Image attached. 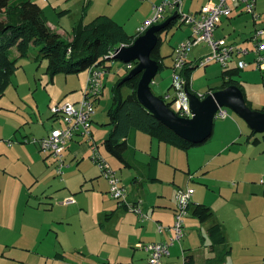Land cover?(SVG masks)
I'll list each match as a JSON object with an SVG mask.
<instances>
[{
	"label": "rangeland",
	"instance_id": "1",
	"mask_svg": "<svg viewBox=\"0 0 264 264\" xmlns=\"http://www.w3.org/2000/svg\"><path fill=\"white\" fill-rule=\"evenodd\" d=\"M32 1L42 8L50 27L64 32V39L69 40L82 17L90 22L100 14H115L119 18L122 15L127 31L135 34L148 18L143 4L150 9L154 2L160 1L161 5L166 0H90L92 4L87 11H84L87 0ZM207 2L182 0L183 12L195 14ZM257 6V14L262 13L260 19L248 14L235 16L228 26L224 21L216 35H225L230 41L246 44L244 48H252L249 37L257 29H264V1L261 5L257 0ZM64 10L70 13L63 15ZM190 33L191 27L179 21L162 34L161 53L165 59L151 85L156 96L166 97L168 92L172 97L175 95L174 90L167 92L172 85V53ZM39 50L40 46H33L28 57L19 58L17 49H12V56L19 58V69L0 99V250L7 243L16 245L5 254L9 258L18 256L20 261L8 264H44L39 252L50 253L51 246L61 240L72 264H126L131 262L132 254L134 259L144 257V252L136 249L137 243L154 242L162 237L155 232L156 220L159 219V225L172 224L179 193L189 189L194 190L191 204L209 206L214 216L200 223L188 213L183 219L184 236L170 248L171 255L162 264H184V250L195 258L196 264H214L209 256L216 258L223 247L212 250L207 229L220 221L232 248L229 264H264V184L260 180L264 176V142L247 143L249 126L243 119L228 110V119L216 118L210 141L189 151L139 132L136 152L130 150L125 156H133L135 152L134 157L144 163L158 157L159 181H143L135 187L131 172L121 168L119 160L103 145L112 128L108 125V112L113 104V91L131 70L119 60L106 62L111 68L106 69L105 86L95 103L92 138L69 144L65 157L70 167L65 168L62 180L53 167L55 158L36 141L55 128H64V123L52 115L51 108L81 100L87 72L58 74L52 81L47 74L48 62L36 61ZM210 52V47L202 43L192 48L188 61L197 66L199 59ZM245 59L250 66L245 70L262 72L254 53L249 52ZM222 70L215 62L199 66L191 77L192 90L201 96L211 94L221 86ZM121 94L127 98L130 88L123 86ZM257 137L263 140V134ZM96 144L97 154L121 179L129 197L127 205L137 202L135 212L122 208L109 223L104 216L116 207L118 200L107 193L108 182L94 161ZM67 196L74 198L75 203L65 206ZM139 212L148 219L142 220ZM37 248H41L39 252ZM4 263L7 261L1 264Z\"/></svg>",
	"mask_w": 264,
	"mask_h": 264
},
{
	"label": "trees",
	"instance_id": "2",
	"mask_svg": "<svg viewBox=\"0 0 264 264\" xmlns=\"http://www.w3.org/2000/svg\"><path fill=\"white\" fill-rule=\"evenodd\" d=\"M179 21V17L175 21H171L164 32L173 29ZM72 36L71 41L66 40L54 31L50 27L42 8L32 0H0V99L4 96L12 77L19 69V58L28 57L33 46H40L36 61L46 60L48 62L47 74L53 81L58 74H65V76L78 75V73L87 72L93 66L110 69L111 67L106 62L116 61V59L107 58L109 53L115 51L122 44L131 45L138 37L137 35H128L122 25L111 17L101 14L88 24H84L82 19L79 24L73 27ZM161 44L162 41H159L152 54V58L159 63V72L163 68V60L165 59L161 55ZM13 48L17 49L19 58L12 56ZM195 69L189 66L188 62L183 72L190 90L191 77ZM242 70L236 66H232L228 70H222V84L218 89L222 90L231 85L241 87L239 78ZM125 79H122L114 89L113 104L108 112L110 118L108 125L112 127V130L103 144L111 156L126 166H130L125 155L130 150V143H134L137 132L149 134L150 137L160 142L184 151H189L197 146L179 137L177 133L157 120L140 103L137 97V88L141 75H136L126 81ZM123 86H128L131 90V94L127 98H124L121 94ZM253 135L251 134L248 137V141L258 144V139L252 140ZM94 161L99 164L100 158L94 156ZM157 164V158L153 157L150 162L151 174L154 177L153 181L156 180ZM118 204L120 208L124 207L126 210L133 212H135L133 208L137 206V203H135L130 209L121 200L118 201ZM180 208L178 204L176 212H179ZM176 212L175 221L173 225H168L169 227L174 226L176 222ZM188 213L201 223L209 221L214 216L213 210L209 206L191 204V202L186 206V216ZM110 216L112 215L107 216V218H110ZM208 235L213 247L225 246L227 243L221 222L211 226ZM230 252L225 251L224 256L217 260V264H224L225 257ZM186 264H194L193 257H188Z\"/></svg>",
	"mask_w": 264,
	"mask_h": 264
},
{
	"label": "built area",
	"instance_id": "3",
	"mask_svg": "<svg viewBox=\"0 0 264 264\" xmlns=\"http://www.w3.org/2000/svg\"><path fill=\"white\" fill-rule=\"evenodd\" d=\"M257 0H210L202 9L195 14H184L182 9V0H166L161 5L153 7V13L148 18L145 24L138 29V35H143L150 27L161 23L169 13L177 14L181 24H188L191 27V35L185 42L176 46L173 51V67H172V90L175 95L165 97L166 101H170V108L182 118H191L190 102L185 93V87L188 83L183 75L184 68L188 64L189 53L192 48L205 43L210 47L211 52L204 58L199 59L198 67H206L215 62L220 64L224 70L236 66L238 69H245L249 66L245 56L250 52L254 53L256 62L264 71V31H257L251 38L254 43V48L248 49L236 43H230L226 38H216L215 32L222 22L223 18H230L236 10L242 13L252 15L253 19H260V15L256 12ZM122 47L128 46L125 44ZM119 48V47H118ZM117 48V49H118ZM111 51L107 58H115L118 50ZM134 68L133 63L127 64V70ZM104 67L93 66L88 70L86 80V88L84 97L76 103H67L62 107L54 105L51 108L52 115L60 119L64 123V128L53 129L51 133L36 142L41 146L42 150L53 156L57 162V175L64 174V169L67 167L65 161V151L68 144L75 138L83 139L92 138V124L95 116V103L102 94L104 85V76L106 75ZM225 118L228 112L225 109H220L217 117ZM95 156L97 147L93 148ZM99 167L108 180L110 186V194L114 199L122 201L127 205V193L122 186L121 179L111 169L106 161L100 158ZM264 184V179H261ZM194 194L193 189L187 192L181 191L178 196V204L180 210L176 212V222L174 226L158 225L160 234L172 233L169 242H153L145 245V250L148 253V259L145 264H162L164 257L170 254V247L174 241L180 240L183 237V219L186 216V206L190 203V199ZM74 198L65 200L66 204L75 203ZM132 209L133 205H127ZM135 211V208H133ZM142 220H147L148 216H144L139 212Z\"/></svg>",
	"mask_w": 264,
	"mask_h": 264
},
{
	"label": "water",
	"instance_id": "4",
	"mask_svg": "<svg viewBox=\"0 0 264 264\" xmlns=\"http://www.w3.org/2000/svg\"><path fill=\"white\" fill-rule=\"evenodd\" d=\"M176 18L177 14H174L163 24L155 25L148 29L144 35L138 36L131 45L120 46L117 49L116 60L126 64L136 63L125 81L136 75H141L137 88V97L140 103L179 137L195 145L205 144L211 138L217 113L221 108L235 112L254 132L264 133V112L251 110L238 86H228L206 97H200L190 92L188 86L185 87V93L190 102L191 118L178 116L170 108V103H166L153 93L151 84L158 74L159 64L152 58V54L159 44V34Z\"/></svg>",
	"mask_w": 264,
	"mask_h": 264
},
{
	"label": "crops",
	"instance_id": "5",
	"mask_svg": "<svg viewBox=\"0 0 264 264\" xmlns=\"http://www.w3.org/2000/svg\"><path fill=\"white\" fill-rule=\"evenodd\" d=\"M210 0H208V2H209ZM263 1L264 0H260V4L262 5V3H263ZM207 2V3H208ZM154 3H156V4H153L152 5V7L149 9L147 6H145L146 4H143V6H144V8H145V11H146V18L148 17V18H150L151 16H152V13H153V7L154 6H156V5H159L160 4V1H158V2H154ZM206 3V4H207ZM92 4V2L90 1V0H87L86 1V3L84 4V6H85V10L84 11H87L88 10V8L90 7V5ZM206 4H204V5H206ZM203 5V6H204ZM202 6V7H203ZM202 9V8H201ZM65 12L63 13V15H68L69 13H70V10H64ZM199 11H200V9H199ZM198 11V12H199ZM259 12V8H258V6H257V8H256V12ZM197 12V13H198ZM259 14V13H258ZM261 15H262V13H260ZM259 14V15H260ZM101 15H106V14H101ZM174 14H168L165 18H164V22H166L169 18H171L172 16H173ZM242 15H245V13H242L241 11H239V10H236V12H234V14L232 15V17H230V18H223L222 19V22L219 24V27L217 28V30H216V32H215V36H216V38H226L227 40H228V38L224 35V36H217L216 34H217V31L218 30H220V27H221V25L224 23V21H225V23H226V26H228V25H230L231 23H233L232 21L233 20H235V18L237 17V16H242ZM98 16H100V15H98ZM98 16H96V17H98ZM106 16H109V17H111L113 20H115L117 23H119L120 25H122L123 27H124V29H125V31L128 33V35H130V36H135V35H137L138 34V31H137V33H135V34H131V33H129L128 31H127V29L125 28V22H124V20H123V18H122V15H120V18H119V16H117V15H115L114 14V16H112V15H110V14H107ZM236 16V17H235ZM95 17V18H96ZM94 18V19H95ZM147 18V19H148ZM178 18V17H177ZM176 18V19H177ZM82 19H83V21H84V24H88V23H90V22H85V19H84V17H82ZM81 19V20H82ZM175 19V20H176ZM81 20H79L78 21V23L81 21ZM175 20H172V21H175ZM163 22V23H164ZM162 23V22H161ZM161 23H158V24H155V25H161ZM162 23V24H163ZM177 24H178V22H177ZM176 24V25H177ZM155 25H153V26H155ZM152 26V27H153ZM167 27V26H166ZM165 27V28H166ZM151 28V27H150ZM149 28V29H150ZM164 28V29H165ZM54 29V28H53ZM164 29H163V31L159 34V41H162V34L164 33ZM224 28H222V30H223ZM264 31V29L262 28H260V29H257L256 30V32L257 31ZM54 31H56L58 34H60L61 36H63L64 35V32H62V31H58V30H56V29H54ZM255 32V33H256ZM146 33V32H145ZM144 33V34H145ZM254 33V34H255ZM143 34V35H144ZM253 34V35H254ZM66 35V34H65ZM253 35H251V37H249V39H248V42L250 41V42H252L251 41V38H252V36ZM138 36H140V35H138ZM190 36V34H188V37ZM187 37V38H188ZM73 38H69V40L71 41ZM230 43H236L237 44V42L235 41V40H233V41H230V40H228ZM244 41H246V40H244ZM252 44H253V47L252 48H254V43L252 42ZM163 45V41H162V44H161V46ZM238 45H241V46H243V45H246V44H244V43H238ZM160 46V47H161ZM162 48V47H161ZM161 48H160V51H161ZM252 48H248V49H252ZM175 49V48H174ZM174 49H173V51H174ZM161 55H162V53H161ZM172 55H173V53H172ZM155 60V59H154ZM157 61V60H156ZM158 62V61H157ZM196 62H198V60L196 59ZM133 63V62H132ZM164 63V62H163ZM159 64V63H158ZM212 64V63H211ZM133 65H134V67L136 66V63H133ZM210 65V64H209ZM209 65H207V66H209ZM189 66H191V67H194V68H198V66H196V65H193V63L191 62H189ZM206 66V67H207ZM219 66V65H218ZM250 67V66H249ZM134 69V68H133ZM133 69H131V71L133 70ZM195 69V70H196ZM194 70V71H195ZM193 71V72H194ZM172 68H171V77H172ZM158 73H159V71H158ZM259 73H261V74H259ZM87 76H88V71H87V73H86V77H85V83H86V80H87ZM157 76V75H156ZM241 77H242V81H241ZM155 79V78H154ZM239 80L241 81V87H239L240 89H241V91L243 92V95H244V98H245V101H246V104H247V106L251 109V110H253V111H257V112H264L263 111V108H264V71L262 70V72L261 71H257V70H255V69H253V68H250V69H248V70H245V69H243L242 71H241V75H240V78H239ZM154 81V80H153ZM245 82V86H244V83ZM192 83V82H191ZM105 84V83H104ZM153 84V83H152ZM151 84V85H152ZM222 84V83H221ZM192 85V84H191ZM188 86V85H187ZM235 86H237V85H235ZM190 87H192V86H190ZM188 88H189V86H188ZM172 90V85L171 86H169V88L167 89V92L169 91V90ZM225 89V88H224ZM190 90V89H189ZM216 91H220V89H217V90H212V93H214V92H216ZM190 92H192V93H194V94H196V95H198V96H200V97H202L201 95H199V94H197L196 92H194L193 90H192V88H191V90H190ZM167 94V96L168 95H171L170 94V92H168V93H166ZM159 97V96H158ZM203 97H206V96H203ZM161 99H163L166 103H169L170 101H166L165 100V97H164V95L163 96H161L160 97ZM201 99H203V98H201ZM97 100H100V98L99 99H97ZM80 101V100H79ZM78 102V101H77ZM76 103V102H75ZM171 103V102H170ZM170 106V105H169ZM253 108H255V109H253ZM221 109H225V108H221ZM225 110H227V112H228V110H230V109H225ZM220 111V110H219ZM232 111V110H231ZM219 113V112H218ZM218 113H217V115H218ZM235 113V112H234ZM236 114V113H235ZM237 115V114H236ZM239 116V115H238ZM230 116H229V112H228V116L227 117H225V118H223V120L224 119H228ZM240 117V116H239ZM217 118V117H216ZM221 119V118H220ZM242 119V118H241ZM215 125V124H214ZM249 129H248V131L246 132V135H247V143L249 144V145H254L255 143H252L251 141H248V137L251 135V134H254L253 135V137H252V140H254V139H258L259 140V143L258 144H255V145H259V144H261V143H263L264 142V133H256V132H254V130H252L250 127H248ZM111 130H112V128H111ZM214 130V129H213ZM111 132V131H110ZM51 133V132H50ZM49 133V134H50ZM138 133L139 132H137L136 133V139H135V141H134V143H130V150H134L135 152H136V143H137V140H138ZM243 133V132H242ZM48 134V135H49ZM109 134V133H108ZM146 134V133H145ZM257 134H263V140L262 139H260V138H258L257 137ZM47 135V136H48ZM149 135V134H148ZM46 136V137H47ZM108 136V135H107ZM212 136H213V133H212ZM212 136H211V138H212ZM152 138V137H151ZM211 138H209L205 143H207V142H209L210 141V139ZM84 140H86V139H83V138H80V137H77V138H75L73 141H71L70 143H72V142H76V143H80V142H82V141H84ZM105 141V140H104ZM69 143V144H70ZM104 143V142H103ZM69 144H68V146H67V151H69ZM132 144V145H131ZM204 144V143H203ZM202 144V145H203ZM104 145V144H103ZM205 145V144H204ZM197 146H201V145H197ZM85 148H87L86 146H84ZM96 147H98V145L96 144ZM79 149H81V147L79 148ZM263 149H264V146H263ZM129 150V151H130ZM67 151H65V154H66V152ZM135 152H134V154H133V156H131V155H129L126 159H127V162L130 164V166H126L124 163H122V162H120V161H118L119 162V166L121 167V168H125V169H128L130 172H131V176H132V181H133V183H135L136 184V186L135 187H138L140 184V182H143V181H152V182H156V180L157 181H159V178H158V176H157V173H158V164H159V160H158V157H155V156H153V157H155V159L157 158V171H156V180L155 181H153V175L151 174V169H150V162H151V160H152V158L153 157H151L150 158V160L147 162V163H144V161L143 162H140V161H138L135 157H134V155H135ZM93 153H94V150H93ZM75 155H76V153H75ZM115 158V157H114ZM65 161H66V157H65ZM67 162V161H66ZM53 167H54V169H55V172H56V175H57V171H56V167H57V162H56V160H54V163H53ZM69 167H70V165H67V168L69 169ZM66 168V169H67ZM66 169H64V170H66ZM101 171V170H100ZM64 175H65V171H64V174L63 175H61V176H58V177H62L61 179L63 180V177H64ZM106 179V178H105ZM261 179H264V176L262 177V178H260V180ZM69 180V179H68ZM107 180V179H106ZM107 182H108V180H107ZM107 186H109V182H108V185ZM107 193H110V186H109V190H108V192ZM71 198L70 196H67L66 198ZM112 197V196H111ZM65 198V199H66ZM113 198V197H112ZM128 195H127V200H128ZM114 199V198H113ZM135 203H137V202H135L134 201V204ZM65 204V206H69V205H72V204H66V203H64ZM74 204V203H73ZM192 204H194V203H192ZM177 207V206H176ZM176 207H174L173 208V211H172V214H173V222H172V224H168V225H173V223H174V221H175V212H176ZM122 208H124V207H121L120 208V206H119V204H118V202L116 203V207L114 208V209H112L110 212L108 211L106 214H105V216H104V221H106V223H109V222H111L112 220H113V218L115 217V215H116V213H117V211L118 210H121ZM124 210H126L125 208H124ZM109 215H112V216H110V218L108 217L107 218V216H109ZM192 216V215H191ZM195 218V217H194ZM158 220L159 219H157L156 221H157V223H155V225H154V229H155V232L156 233H159L158 232ZM198 220V219H197ZM160 222V221H159ZM189 221H187V223H188ZM221 222V221H220ZM220 222H216V223H220ZM201 223V222H200ZM216 223H214V224H216ZM213 224V225H214ZM221 224H222V222H221ZM213 225H211V226H213ZM223 225V224H222ZM211 226L207 229V231L211 228ZM224 228V227H223ZM52 231V230H51ZM189 233L191 232V231H188ZM224 232H225V230H224ZM159 235L160 236H162L158 241H154V242H169L170 241V239H171V237H173L174 236V234H170V233H165V234H160L159 233ZM183 236H184V233H183ZM207 236H208V239H209V241H210V246L212 247V250L214 251V248H216V247H220V246H216V247H213V245H212V242H211V239L209 238V235H208V232H207ZM225 236H226V234H225ZM182 239V238H181ZM180 239V240H181ZM180 240H176V241H174V243H173V245L172 246H174L175 244H177V243H179L180 242ZM226 240H227V236H226ZM149 243H153V242H146V243H143L142 241H139L138 243H137V246H136V249L137 250H141L142 252H144V254H145V256L144 257H140V258H136V259H134V257H135V254H132V256H131V262H127L126 264H134V263H137V264H145L146 263V261H147V259H148V253L146 252V250H145V245H147V244H149ZM15 246L16 245H14V247L10 244V243H7V244H5V246H3V247H1V249L2 250H0V251H4V252H0V264L1 263H3V262H6L7 261V263H4V264H8V263H14V262H20L18 259H19V257L18 256H11V257H13V258H9V257H6V254L5 253H7V252H5V251H7V250H11V248H15ZM171 246V247H172ZM222 246V245H221ZM25 248L27 247V246H24ZM52 247V250H51V252L50 253H41V252H39L38 250L39 249H41V248H37V250L36 251H38L39 252V254H40V256H41V258H43V260H44V264H47L48 263V261H51V263H53V264H72L71 262H69V258H68V254H69V251H68V249H67V247H66V245L63 243V241L61 240V241H59V242H56V244H54V245H52L51 246ZM170 247V248H171ZM223 247V250H222V248L220 249V251H219V256H217L216 258H214V257H210L209 256V260H213L214 261V264H217V260L220 258V257H223L224 256V253H225V251H231L226 257H225V261H224V264H229V257L231 256V253H232V248L230 247V244H228V241H227V243H226V245L225 246H222ZM187 248H190V247H187ZM12 250H14V249H12ZM221 251H222V253H221ZM13 252V251H12ZM190 253L188 252V251H185L184 250V260H183V263L184 264H186V261H187V258L188 257H193L192 255H189ZM171 255V253L168 255V256H166V257H164V258H167V257H169ZM163 258V259H164ZM194 259V264H196V261H195V258H193ZM162 262H163V260H162ZM74 264V263H73ZM80 264H86L85 262H80Z\"/></svg>",
	"mask_w": 264,
	"mask_h": 264
}]
</instances>
